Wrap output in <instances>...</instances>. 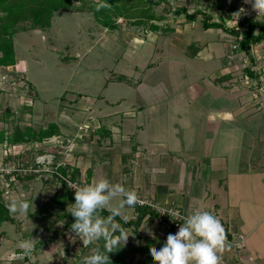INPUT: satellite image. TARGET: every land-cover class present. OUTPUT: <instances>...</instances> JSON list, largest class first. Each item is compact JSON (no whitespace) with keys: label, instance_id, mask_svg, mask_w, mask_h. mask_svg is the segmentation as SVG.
<instances>
[{"label":"rangeland","instance_id":"obj_1","mask_svg":"<svg viewBox=\"0 0 264 264\" xmlns=\"http://www.w3.org/2000/svg\"><path fill=\"white\" fill-rule=\"evenodd\" d=\"M168 1L171 3L169 14H166L164 9L166 3L155 8L157 13L167 15L165 20L155 22L160 25L158 30L135 25L124 18L117 20V28H105L94 19L92 13L59 10L55 12L50 27L18 32L14 37L17 65L0 66V115L5 118L0 122V126L12 132L16 125H31L38 129L55 122L60 128L67 130L68 127L71 130L75 128L74 125L77 128V123L80 122L76 116L77 111L94 108L96 100L101 108L98 106L93 112L99 115L101 112L102 115L108 114L105 118L102 116L105 121L125 120V123L135 124L134 121L142 119L146 120V123L149 120L150 137L158 133L168 138V134H174L183 140L181 143L184 145L187 141L191 143L186 134L190 131L193 139L196 138L199 142L201 134H205L202 124L204 114L197 110L199 105L203 102L218 109L219 104L234 98H227L229 94L226 92L221 94L217 85L207 81L206 74L210 76L213 71L220 76V71L225 65L229 66V69L236 68L225 75L227 79L224 81H228L230 85L235 84L242 91L247 90L251 97L242 96L241 103H251L255 109L247 116L245 113H234L238 116L233 118L231 125L240 123L239 133L232 138L238 145L234 154L246 158L250 153L247 163L253 166V170L246 171V177H236V184L228 186L229 191L225 195L230 196L231 204L221 206L219 212L221 216H228L225 220L231 228L240 220L242 225H239V229L242 237L246 238L251 230L254 234L264 231V169H261L264 168V51L261 56L253 54L256 61L252 64L255 69H259L257 80L247 77L243 65L245 62L249 63V58L245 53L237 52L233 48L237 43L235 37L221 29H204L202 26L203 12H208L213 19L220 16L230 17L229 13L235 7L233 0H222L224 4L217 0ZM182 7H186L188 13L199 12L197 20L189 21L185 14H176L175 9ZM257 18L264 23V16L258 15ZM224 42L231 44L226 53L222 47ZM206 43L210 51L217 49L220 57L213 51V57H208L207 60L191 58L193 51L197 48L205 49ZM263 48L264 46L253 48V53ZM235 51L238 55L233 58ZM202 53L205 55L206 52ZM235 71L237 73L234 75ZM118 76H125V81L115 80ZM210 79L216 84L218 81L222 82L216 74L211 75ZM87 100L94 101L91 102V107L85 104ZM109 100L116 102L108 104ZM213 102L214 105L217 104L214 106ZM125 110H133L134 113L130 115L125 113ZM89 115L91 114L86 115L85 121L92 125L90 122L93 120ZM184 116L189 119L188 129L183 121ZM83 126L85 124H82L81 128H84ZM95 126L101 134V125ZM248 130L251 132H247ZM68 133L72 135L70 131ZM132 137L138 140L137 135ZM128 138L130 139L129 136ZM61 139L65 146L66 138ZM214 140L219 141V136H214ZM52 142L62 143L60 138L49 139L43 144L0 143V168L15 166L28 154L36 158L45 153V149ZM182 147L180 159L187 161L184 154L194 153L195 149L184 150V146ZM160 153L166 154V158ZM155 154L163 164L166 159L171 162L172 157L176 158V155H170L171 153L162 147L158 148ZM86 156L88 157V154ZM156 157H153V161ZM44 158L46 161L51 160L50 155ZM199 158L198 154L191 158V161L197 164ZM86 160L88 162V158ZM69 162L68 157L59 161L73 164ZM170 166L172 169H169L167 174L158 173L157 176L162 175L176 184L186 180V176L182 179L181 163H174L173 166L171 163ZM41 168L39 165L38 169ZM104 171L105 168L102 173ZM105 173L103 177L109 179V173L115 175L117 172L108 166ZM37 175L38 178L24 180L10 174L12 180L8 179V188L0 177V193H4L3 198L7 205L10 200L18 197L26 199L30 204L27 214L11 213L14 220L5 221L0 225V264H83L84 258L92 254L100 240L85 246L70 228L65 230L66 218H61L60 215L71 212L73 203L68 201L65 207L56 203L53 198L60 194L64 186L60 182L46 183L43 181L44 176L39 173ZM86 178L85 170L81 175L78 174V180ZM109 181L111 182V179ZM115 181L114 184L120 181V185L123 181L125 189L131 188L128 186V177H120ZM177 190L183 192L180 188ZM121 199L114 198L111 204L118 206ZM217 199H221V194ZM158 202L166 205L159 200ZM234 202L240 205L237 210H233L236 213L229 208L235 207ZM248 210L251 215H247ZM209 212L215 215L213 210ZM132 214V208L125 207L121 210V216H126L127 219ZM154 222L156 221L145 220L138 233L134 232L133 227L126 228L129 237L125 243H121L136 246L144 242L146 236L164 237L165 226L162 228V223L156 225ZM178 230L179 228L171 234H176ZM168 234L170 233H167V236ZM31 237H38L39 241L30 255H24L18 245L20 241ZM128 259L138 262L143 261L145 256L134 251L128 254Z\"/></svg>","mask_w":264,"mask_h":264},{"label":"crops","instance_id":"obj_2","mask_svg":"<svg viewBox=\"0 0 264 264\" xmlns=\"http://www.w3.org/2000/svg\"><path fill=\"white\" fill-rule=\"evenodd\" d=\"M228 36L230 37V35ZM230 45L229 42H224L222 44L225 53L230 49ZM205 46H207L205 49L197 48V52H194V54L191 55V58L196 57L204 60L208 57H213L214 50L210 51L207 43ZM260 46H264V41L256 45L254 48ZM263 51L264 48L263 50H256L254 54L255 56H261L263 55ZM202 52H206L205 55ZM215 52H217V56H219V51L217 49L214 53ZM237 55L238 53L235 51V54L232 57L234 58ZM228 57H230V53H228ZM228 67L229 66L226 67L225 65L221 69L220 72L222 75L220 76L217 75V72L211 71L212 73L210 76L216 74V77L221 78L222 82L220 83L218 81V84H216L215 81H212L210 76L206 74V78H208L207 81L217 85L221 94H225L226 92V94H229L227 95V98L233 96L234 98H232V100L226 98L228 101L219 104L218 109H214L203 102L199 105L197 110L202 111L204 114V123L202 124L205 127V134H201L200 143L196 138L193 139L190 131L186 134L191 143L187 141L184 145L181 143L183 140L174 134H168V138L161 136L158 133L150 137V135H148V129L150 127L149 120L146 123L144 122L146 120L142 119L141 121L132 120L135 124L131 122L125 123V120L114 121V119H110L105 121L103 117H107L108 114H105V116L102 115V112L100 113L101 115L93 112L94 108L98 106L101 108V105L97 103L96 100L95 102L87 100L85 104L91 107V102H94V108L77 111L78 114L76 116L80 120V122L77 123V128L76 125H74L75 128L71 130L68 127H66L67 130H65V128H60L61 135L58 136V138H60L62 142L60 143L62 151H59V153L62 154H60L59 160L61 161L64 157H68V161H70L69 163H73L70 166L72 168H78L80 175L84 170L87 172V170L91 168V183L94 180L103 177V174L109 166L117 172L115 175L109 173V179H111L113 184L116 183L115 180L117 179L118 181L120 177H128L130 180V183L128 184V186L130 185L131 187L130 190H136L137 192L149 195V197L157 201V203H159V200L166 204L163 206L178 207L187 213V215H191L197 208L207 211L213 210L215 216H217L223 224L227 238H231V242L229 243L231 245L230 249H227L222 253L223 264H264V231L254 234L251 230L247 233L246 238H243L241 229H239V225H242L240 220H238L237 224H234V227L231 228L229 222L225 220L228 216H225L224 214L221 216L219 212L221 206H228L231 204L230 196L225 195L229 191L228 186L230 185L229 187H231L236 184V180H234L236 177H246V171L253 170V166L251 167L247 163V160L250 159V153L246 158L243 157L244 159L239 155L234 154L238 150L236 148L238 145L235 144L232 138L239 133L238 126H240V123H236L237 125L235 126L231 125V121L238 116V114L234 113H245V116H247L248 113L255 108L251 103H241L242 96H246L247 98L251 97L247 90L242 91L235 84L230 85L228 81H224L227 79L225 76L226 74H230L233 70H236V68L229 69ZM256 71L259 72L258 67H256ZM233 73L235 75L237 72L235 71ZM230 101H233L234 103H230ZM77 102L78 101H76V103ZM115 102L116 101H107L108 104H115ZM118 104L119 102L117 105ZM125 111V113L128 114L134 113L133 110ZM87 114H91L89 117H92L93 121L90 122L92 125H89V123L85 121ZM109 116L112 117V115ZM82 118H84V121ZM183 121L186 129H188L187 126H190L188 117L184 116ZM210 123L212 124L210 125ZM82 124H85V126H83L85 129L81 128ZM95 125L104 126L105 129L101 132L103 134L97 132L98 129L95 128ZM68 131H70L72 135H70ZM247 132L251 131L248 130ZM134 134L137 135L138 140H134L132 137ZM140 135H142V137H139ZM214 136H219L220 140L216 142ZM62 137L66 138L65 146H63ZM185 141L186 140H184V143ZM72 142L73 146L71 145ZM182 146H184V150L185 148L195 149L194 153L191 152L184 154L187 161L180 159L179 153H182ZM52 147L53 144H49V147L45 150ZM156 147L159 149L161 147L165 148L171 153L170 155H176V158L173 159L172 157L171 162L162 158L165 162L164 164L161 163L155 154L156 151H158V148ZM97 152H99V154H96ZM87 154L88 157L86 156ZM198 154L200 155V158L196 164L193 160L191 161V158L196 157ZM160 155L166 158V154L160 153ZM153 157H156L154 161ZM87 158L88 162L86 160ZM173 162L175 164L181 163L182 179L186 176V180L178 184L162 176L167 174L169 169H172L170 164L172 163L173 166ZM103 168H105L104 173H102ZM261 169L264 168L261 167ZM158 173L162 175L157 176ZM118 184H120V181ZM121 184L126 188L123 181ZM178 188L182 189L183 192H178ZM219 194H221L222 200L217 199L219 198ZM210 200L212 202L208 203L207 201ZM233 206L235 207H229L232 212H234L233 210H237V206L240 205L234 202ZM250 212L251 211L248 210L249 214L247 215H251ZM154 223L158 225L159 222L156 221ZM244 244L248 245L245 246Z\"/></svg>","mask_w":264,"mask_h":264},{"label":"trees","instance_id":"obj_3","mask_svg":"<svg viewBox=\"0 0 264 264\" xmlns=\"http://www.w3.org/2000/svg\"><path fill=\"white\" fill-rule=\"evenodd\" d=\"M220 4H224L222 0H217ZM231 2V1H230ZM105 3L107 7L101 8L97 11V4ZM162 3L166 14L171 12L170 2L168 0H0V66L9 67L16 66L18 59L15 51L14 37L20 31H26L28 29H46L52 25V19L55 12L59 10L71 11V12H88L92 13L94 19L103 27L115 29L118 27L117 20L124 18L126 21L139 26H148L151 30H158L160 25L155 22H160L166 19L164 13H157L155 8ZM226 4V3H225ZM230 5V3H229ZM232 6V5H231ZM176 14H185L189 21L197 20V14L199 12L188 13L186 7L175 9ZM202 26L204 29L217 28L221 29L236 39L237 52L245 53L248 55L249 63L244 67L245 75L252 79H256L258 71L252 62L256 60L253 57V48L264 41V23L255 17H243L235 24L227 22V16H220L218 19H213L208 12H203ZM230 15V13H229ZM228 15V16H229ZM24 23L28 25H24ZM197 52L196 50L193 51ZM255 56V55H254ZM256 58V57H255ZM125 76H118L115 80L125 81ZM257 80V79H256ZM5 118L0 115V122ZM103 130L104 126H101ZM99 129V128H98ZM103 134V133H101ZM61 135L60 127L57 123L51 122L36 129L31 125H25L23 127L16 125L12 132H9L7 128L0 126V143L7 144H33L42 143L45 140L57 138ZM59 143L53 145V151L55 152L54 163L51 164L53 171L49 174L47 179H44L46 183L60 182L64 189L54 196L53 200L65 207V204L69 201L73 204L74 190L68 184V179L72 181H78L81 186L90 183L92 169H88L86 172L87 178L85 180H78L79 170L78 168H72L65 163H59V153L61 146ZM28 156L22 158L21 161L26 165H30L33 161V157ZM17 178L24 180L38 178V173L24 171L14 173ZM40 174V173H39ZM43 176V174H41ZM7 179L9 176H6ZM138 197L147 198L148 200L155 201L148 195L143 193H137ZM4 193H0V225L5 221H13V216L8 210L7 204L4 200ZM157 202V201H155ZM170 207V206H167ZM178 208V207H177ZM180 209V208H179ZM133 214L125 222L121 216L116 217V221L119 222L125 229L133 227L134 232L138 233V229L145 220L158 221L160 224L165 223L167 229L163 236H146L144 242H140L134 246L130 243H120L119 248L114 249L113 252L108 253L110 264H155L152 256L150 255V249L155 247L159 250L166 242L167 233L174 232L183 225V221H171L167 216H160V212L148 204L137 203L132 208ZM71 212H64L60 215L61 218H66V229L71 230V225L75 222ZM100 215L107 217L109 212L107 209L101 210ZM160 220V221H159ZM118 234V233H117ZM231 237V235H230ZM231 240V238H229ZM104 240L101 239L100 243L96 246L101 251L104 250ZM139 252L145 256L143 261L134 262L128 259L130 252Z\"/></svg>","mask_w":264,"mask_h":264},{"label":"clouds","instance_id":"obj_4","mask_svg":"<svg viewBox=\"0 0 264 264\" xmlns=\"http://www.w3.org/2000/svg\"><path fill=\"white\" fill-rule=\"evenodd\" d=\"M250 4L253 11L264 16V0H244ZM107 7L105 3L97 4V11ZM241 9L236 15L244 12ZM75 203L72 204L71 215L74 223L71 230L87 246L101 239L104 240V250L95 248L92 254L86 256L83 264H110L108 253L119 248L121 241H127L129 235L126 229L116 221L125 207L131 209L138 203L135 190L125 189L120 184H113L106 177L94 180L83 186L72 185ZM121 197L118 206L111 201ZM8 210L13 214H27L30 204L26 199L15 198L9 201ZM107 209L109 215L101 216L99 212ZM127 222V217H123ZM118 233V234H117ZM39 238L20 241L18 247L24 255H30ZM226 230L220 219L207 210L197 208L180 224L176 234H168L165 244L157 250L150 249L155 264H223L222 253L230 249Z\"/></svg>","mask_w":264,"mask_h":264},{"label":"built area","instance_id":"obj_5","mask_svg":"<svg viewBox=\"0 0 264 264\" xmlns=\"http://www.w3.org/2000/svg\"><path fill=\"white\" fill-rule=\"evenodd\" d=\"M233 2L235 4V7L231 11L230 17L227 18L228 23L235 24L238 20L242 19L245 16L255 17V18L258 17V14L252 10L251 5L244 3V0H233ZM241 9H244L245 11L241 12L239 17H238V15H236V13L239 12ZM233 48H236V44L233 45ZM246 63L247 62L244 63L243 67H245L247 65ZM46 142H47V140L43 141L42 144L46 143ZM51 144L56 145L57 142H53ZM49 155L51 157V160L46 161L44 157L49 156ZM31 157H33V156H31ZM33 158L34 159L30 165H26L22 162H18V163H16L15 166L11 165V166L6 167V168H2V167L0 168V177H2L6 188H8L7 186L10 185L8 182V179L12 180L10 177V174L14 175V173H16V172L24 171L25 173H27V172L40 173V174H43L45 179L48 178L49 174L52 173V171H53V168L51 166V164L54 163V158H55V152L53 151V148L47 149V150H45V153L36 156V158L35 157H33ZM58 164H60V163H58ZM39 165L42 166L41 169H38ZM7 168H9V169H7ZM39 171H42V172H39ZM6 176H9L8 179ZM6 183H7V186H6ZM68 184L71 187H72V185L81 186L78 181H72L69 179H68ZM138 202L141 204L151 205L152 207L156 208L160 212V216H162V217L167 216V217H169V219L171 221H183V220H185V218L187 216H189V215H187V213H185L183 210H181L177 207L163 206V205H161L155 201L148 200L147 198L138 197ZM164 226H165V230H166L168 226H166V224L163 223V227ZM227 241H228V243L231 242V240L229 238H227Z\"/></svg>","mask_w":264,"mask_h":264}]
</instances>
